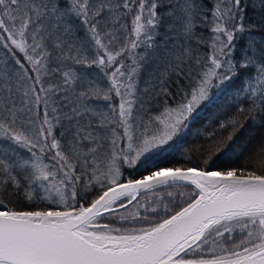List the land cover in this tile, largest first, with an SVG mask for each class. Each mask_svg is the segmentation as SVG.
Segmentation results:
<instances>
[{
    "label": "snow or ice",
    "instance_id": "snow-or-ice-1",
    "mask_svg": "<svg viewBox=\"0 0 264 264\" xmlns=\"http://www.w3.org/2000/svg\"><path fill=\"white\" fill-rule=\"evenodd\" d=\"M258 35L264 0H0V264H264ZM208 116L203 167L132 174Z\"/></svg>",
    "mask_w": 264,
    "mask_h": 264
},
{
    "label": "trees",
    "instance_id": "trees-1",
    "mask_svg": "<svg viewBox=\"0 0 264 264\" xmlns=\"http://www.w3.org/2000/svg\"><path fill=\"white\" fill-rule=\"evenodd\" d=\"M246 2H251V0H246ZM203 3L210 7L211 6V0H203ZM252 13L249 12V16H251ZM131 16L124 17L123 22L128 25V27H131ZM197 32H203L206 36L209 35V32L207 29L198 28ZM264 37L256 36V39H262ZM194 43V42H193ZM136 51L140 52L143 51V49H137ZM199 51L201 54H204L207 52V48L204 45H201L199 48ZM4 56V50L0 49V57ZM130 63V61H129ZM89 73H91L92 77H94L97 81H101L102 83H106V81L101 80V74L99 72V69L97 68H90L86 69ZM148 74L145 73L140 82V87H144V81L147 80ZM115 103H118V100L114 101ZM99 105H103L104 101H98L96 102ZM225 104L228 103V101H224ZM247 107V105H245ZM233 112H229L228 115L231 116ZM227 119V117H224ZM211 119H213L212 116H208L206 119H202L197 124L193 125L192 129L188 131L182 139L176 144L174 148H168L163 152H160L158 154H155L153 156H150L147 161L142 163L137 170L139 173L137 175L136 172L132 173L134 176L141 177L144 176L145 173H151L152 171H156L159 168L162 167H174V166H180L185 165L192 166V163H198L201 167H203V163L201 162V157L199 156V153L197 151L196 144L204 141V136L198 135V131H202V127L205 124H208ZM215 127V125H213ZM208 131H212L211 128L208 129ZM228 131H231L229 128ZM222 135L226 136L227 131L221 133ZM261 133L257 131L252 126L246 124L244 129L241 130L236 139L235 143L233 144V150L229 153H226L225 155L220 156L218 159L214 158V163L209 166V168L217 169L218 171H227L230 168H243L245 166L246 157L249 155V152L251 151V148L253 147V144H249L248 141L252 139L253 136H259ZM206 135V134H205ZM247 145V147L245 146ZM188 157L192 158V161H188ZM223 161V162H221ZM127 173L125 174L127 178ZM166 189V188H165ZM165 189L162 191H165ZM171 189V188H170ZM169 191V190H168ZM192 191V187L189 186L187 188H181L179 190H176V192H182V193H190ZM161 191H158L157 193H160ZM156 193V194H157ZM165 193V192H164ZM155 194V195H156ZM150 196L148 199L152 197V194H149ZM5 200H8V197H4ZM92 197L89 196V200ZM179 200V197L177 198ZM9 207H15L19 209H28L30 205L28 202L24 200H17L15 197L11 198V203L9 204Z\"/></svg>",
    "mask_w": 264,
    "mask_h": 264
},
{
    "label": "rangeland",
    "instance_id": "rangeland-1",
    "mask_svg": "<svg viewBox=\"0 0 264 264\" xmlns=\"http://www.w3.org/2000/svg\"><path fill=\"white\" fill-rule=\"evenodd\" d=\"M203 143H205V141H202V142L196 144L195 146H196L197 149H198L199 146H200L201 144H203ZM201 162L203 163V158H201ZM221 162H223V161H221ZM162 168H164V167H162ZM209 170H211V171H218L217 169H212V168H209ZM149 174H150V173H145L144 175H149ZM164 189H165V188H164ZM164 189H163V190H164ZM179 189H181V188H179ZM179 189H178V188H171V189H170V188H166L165 191H162V190H161V192H160V193H157L156 196H161V195H163L164 197H167V193H168V192H176V190H179ZM168 190H169V191H168ZM164 192H165V193H164ZM149 194H150V193H149ZM149 194H148L147 198L150 196ZM140 202H141V203H144V202H145V197L142 196V197L140 198ZM133 210H134V209H133Z\"/></svg>",
    "mask_w": 264,
    "mask_h": 264
},
{
    "label": "water",
    "instance_id": "water-1",
    "mask_svg": "<svg viewBox=\"0 0 264 264\" xmlns=\"http://www.w3.org/2000/svg\"><path fill=\"white\" fill-rule=\"evenodd\" d=\"M137 178H141V177H137Z\"/></svg>",
    "mask_w": 264,
    "mask_h": 264
}]
</instances>
